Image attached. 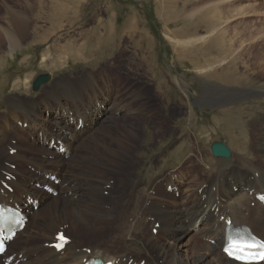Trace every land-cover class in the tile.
Masks as SVG:
<instances>
[{"label": "rangeland", "instance_id": "1", "mask_svg": "<svg viewBox=\"0 0 264 264\" xmlns=\"http://www.w3.org/2000/svg\"><path fill=\"white\" fill-rule=\"evenodd\" d=\"M24 1L0 0V143L4 147H8L7 142L12 143L11 146L21 145V149L9 148L12 156L20 153L28 159L40 161V153L46 150L39 140L38 132L34 134V138L28 137L25 132L32 125L28 126L29 122L23 120L25 115L28 116L24 113L28 108L31 110L35 106L34 110L40 116L37 118H41V121L44 118L57 121L54 118L60 117L61 111L56 113L53 109L52 115H49L45 109L55 107L58 100L66 104L71 99L77 100L80 97L86 104L94 106L106 101L107 106H113V112L99 116L101 124L99 126L95 123L93 128L97 125L96 133L103 144L123 152L124 156L120 160L122 167L132 172L128 178L132 190L127 195L133 197V202L138 201L146 193V187L165 172L177 174L181 178L182 168L187 177L184 181H191L193 189V192H187L190 185H185L184 195L191 194L196 199L202 192V188H198L205 187L202 185L204 181L212 179V183L216 180V183H220V176L217 174L223 167L225 180L230 186H239L238 189L231 187L234 193L242 185L250 194L251 199L247 203L255 205L253 192L261 191L264 194V46L252 48L250 60L244 58L242 63L244 67L249 65L250 73L255 72L257 76L261 73V78H252L249 82L238 80L237 77L244 79L245 76L242 77L241 71L236 74L233 71L235 67L230 66V62L244 48L264 39L263 0H41L42 7L38 4L29 7ZM255 3L259 8L255 14L252 11L240 18L232 17L234 21L220 18L222 10L247 9L250 4ZM215 10L216 15L212 17ZM62 11H65L64 14L59 15L69 14V18L62 20L58 17L53 20L52 15ZM259 13L260 18L257 17ZM13 15L15 20L23 19L20 21L27 27L23 35L12 20ZM219 20L223 24H219ZM224 27L226 33H219ZM3 28L9 30L10 37L2 34ZM212 30L216 32L213 34ZM96 36L112 37L106 42L104 54L89 48ZM144 37H149V41ZM90 52L93 55H87ZM43 57L46 60L42 63ZM206 57L215 62L205 69ZM222 70L225 71L222 73ZM46 74L50 75V80L35 92L34 81ZM63 88L76 92L66 100L68 95H62ZM251 89L257 93L256 96L251 95ZM76 95L78 98L74 99ZM12 101L24 106L22 110L12 113L9 104ZM66 115L70 118V114ZM15 116L20 117V122L15 120ZM256 120L262 123L255 126ZM32 122L37 128L35 119ZM53 125L56 127L55 131L69 132L60 123ZM80 127L81 125L78 130L83 129ZM120 129L133 133L130 137L129 133H123L129 141L125 143L126 146L117 145L112 138ZM230 136L236 137V140H232ZM215 142L224 143L231 150L230 159L236 161L233 167H230V159L213 156L211 145ZM181 147L183 151L179 152ZM0 153V162L4 163L2 152ZM79 154L87 155L85 152ZM99 156L97 154L93 157L98 160L101 159ZM52 160L53 157L50 156L49 161ZM65 160L70 164L69 160L72 159L67 156ZM75 160V165L83 163L81 156H77ZM206 162L213 165L211 172L213 171L214 177L212 174L209 175L211 177L208 176ZM6 164L11 170L20 169L27 180L31 173H36L35 166L26 160L9 161ZM44 167L54 165L45 162ZM57 167L63 170V167ZM70 169L72 170L71 165L67 170ZM231 169L237 170L232 173ZM195 170L197 171L194 173ZM47 176L46 180H49V175ZM110 176L118 177L114 173ZM36 180L31 184L32 187L36 186ZM51 182L56 186L62 183L59 179H52ZM5 188L13 192V188ZM165 189L163 187L159 190L164 192ZM168 192L173 194L171 189ZM51 196L57 198L59 194L52 192ZM179 196L180 193H177L176 198L180 199ZM166 201L171 202L169 199ZM46 202L40 207L34 206V210L37 213L43 211L48 205V201ZM30 204H33L32 201ZM127 213L132 215L136 212L130 209ZM115 227L103 223L96 226L90 235L83 233L82 236L87 241L94 240V244L99 242L101 246L109 245L118 253L144 252L145 234L137 232V238L132 237L127 241L119 236V227ZM201 227L205 228L206 225H199L198 228ZM28 231L35 232L38 229L29 227L24 236L28 235ZM43 231L42 228L38 233L42 235ZM63 231L68 236L66 230L60 232ZM196 234L197 230H189L183 243L194 236L198 238L196 240H199L200 247L208 242ZM159 243L168 248L169 245L173 246L165 236L159 238ZM179 251L187 260L198 256L191 246L181 247ZM215 252L223 253L221 246ZM153 256L158 259L157 253ZM4 260L5 256L0 257V264H4Z\"/></svg>", "mask_w": 264, "mask_h": 264}, {"label": "bare ground", "instance_id": "2", "mask_svg": "<svg viewBox=\"0 0 264 264\" xmlns=\"http://www.w3.org/2000/svg\"><path fill=\"white\" fill-rule=\"evenodd\" d=\"M227 1L231 2L234 0ZM24 2L29 7L36 6V4H38L39 7H42L41 0H25ZM257 6L258 4L255 3L250 4V7L247 9L239 8L240 10H237L236 8H228V11L223 12L222 10L220 12V18L222 19V17H224V20L227 19L228 21H234L232 20V17L240 18L245 14L252 13V11L253 14L257 13L259 10ZM64 12L65 11L57 12L52 15L53 20L58 19V17L62 18V20L64 18H69V14L59 15L64 14ZM215 12L216 10L213 12L214 14L212 17L216 15ZM218 14L219 11L217 12V15ZM259 15H261V13L257 14L258 18H260ZM14 18L15 16L13 15L12 20L15 22L16 27L19 28L21 35H23L27 28L24 26V22L22 23L20 21H23V19L17 18L15 20ZM222 20L217 22L223 24ZM130 21L131 19L129 22ZM131 24L132 22L130 25ZM7 28H3L2 34L6 37H10ZM214 32L216 31L212 30L211 33L214 34ZM220 32L226 33V27L222 28L219 33ZM257 33L259 34L260 32ZM148 38L144 37L147 42L149 41ZM109 39H112V37L103 38L96 36L94 39L95 42H92L89 48L100 54H104V47ZM263 41L264 39L257 44L252 43L250 47L247 46L244 48L243 52L230 62V66L235 67L233 71L236 74L241 71L243 74L242 77L245 76L244 79L241 77L240 79L236 76L238 80H246L249 82L252 78H261V73L258 74V76L255 72L250 73L249 65L244 67L242 63L244 58H248V61L250 60L251 55H249V53L252 48L256 49L260 46H264V43H262ZM87 55H93V53L90 52L87 53ZM45 60L46 57H43L41 62L43 63ZM214 62L215 61H212L209 57H206L204 68L206 69L214 65ZM204 68H202V70ZM223 71L225 70H222V73ZM62 91V95H68L66 100H69L70 95H74V92H76L69 90V88H63ZM251 95L256 96L257 93L255 94L254 90L251 89ZM76 98H78L77 95L74 96V99ZM71 100L72 101L66 104L62 103L61 100H58L55 107L45 109L48 111L47 113H49V115H52L51 113L53 112V109L56 113L61 111V116H56V118H54L57 121L48 118H44L43 121H41V118L39 120L37 117L40 116H37V113L34 110V105V107L31 106L33 109L30 110V108H26L27 110L24 111L25 114H28V116H24V122H29L28 126L32 123V125L29 126V129L25 131L27 132L28 137L30 136V138H34V134L38 132L39 140L43 142L44 147H46V150L40 153V156L42 157L40 161L35 160V158L28 159L20 153L12 156L9 148L10 150H13L14 148L21 149V145L11 146L12 143H8L7 140L8 147H4V144L0 143V151L2 152L4 161V163L0 162V205H4L5 208L10 207L11 209L22 213L26 220V227L24 230L17 232L16 237L9 241L8 252L4 254V262L6 264H87L88 261L94 258H99L106 263L112 264H141L142 262H144V264H241L230 260L224 252L221 254L215 252V249L219 246H221L222 250L224 248L227 221H231L234 227H241L243 225L248 226L258 238L264 241V194L261 191H254L252 195L256 199L254 201L255 205H249V203H247L250 198L249 192H247V190L241 185L238 192L234 193V190L231 189V187L234 186L238 189L239 186H230L228 181L225 180L226 173H224L225 171L222 169L223 167L220 168L221 170H219V173L217 174L220 176V183H216L217 180L215 183H212L214 181L212 179L204 181V184L202 185H205V187L203 186V188L201 186L198 188H202V192L200 193V196L196 195L199 196L196 199H193L191 194H187V196L184 195V191H186L184 190L185 185H190L187 192L191 193L193 192V189L191 188V181L189 183L184 181L187 177L184 175L185 169L182 168V173H180L181 178H179L177 174L165 172V174H162L146 187V193L140 196L138 201L133 202V197L127 195L132 190L128 184V178L131 177L132 172L125 170L126 168L122 167L123 165L120 160L122 159L123 152L114 149L110 145L103 144V140L99 138L96 133V128H98L97 125L100 126L101 124V122L99 124V116L105 113L108 114L109 111L113 112V106H107L106 101L101 105L95 106L91 103L86 104L84 99L80 97L77 100ZM9 104L11 105L12 113H14L15 110L21 111L24 107L18 105L15 101L10 102ZM35 113L36 115H34ZM66 113L70 114V118ZM19 118L20 117L17 116L15 120L20 122ZM31 119H35V122L38 124L37 128H35ZM260 122V120H256L255 126L262 123ZM59 123L69 132L63 130L55 131L56 127L53 124ZM75 123L76 125H74ZM95 123L97 125L93 128ZM79 125L83 127L82 130H78ZM17 126H19V124ZM10 128L15 131V128H12L11 126ZM124 130H118L115 136L112 137L114 142L119 146L125 145V143L127 144V142H129L128 139L125 138V133L127 135L129 133V137L133 136V133L130 130ZM230 137L232 140H236V137ZM239 137L241 139V136ZM242 142V146H244L245 139L242 140ZM178 151L182 152L183 147ZM81 152H85L87 155L82 156L79 154ZM97 154H100L99 158L101 157V159L97 160L96 157H93ZM178 154L179 153H177V155ZM50 156L53 157L52 161H49ZM67 156H70L72 159L69 160L70 164L65 160ZM77 156H81L83 163L78 162L77 165L74 164ZM20 160H26L35 166L36 173H31L32 178L30 177L29 180H27L26 176L21 173L20 169L11 170L6 164V162L9 161L20 162ZM234 160L235 159L233 158L230 159V167H233L234 164H236V161ZM45 162L54 165V167H44ZM70 165L72 170L70 169V171H68L67 169ZM57 166L63 167V170ZM207 169L209 170L208 176L212 174L214 177V173H212L213 171L211 172L213 165L207 163ZM54 170L58 172L55 173ZM196 171L197 170L193 172L195 173ZM231 171L232 173L235 172L233 169H231ZM113 173L118 175V177H111L110 175ZM40 175H43V177ZM47 175H49V180H46L48 177ZM52 179L61 180V185L56 186L51 182ZM34 180H36V186L32 187L31 184ZM6 186L13 188V192L7 190L5 188ZM163 187H166L164 192L159 190ZM168 189H171L173 194L169 193ZM52 192H57L59 196L53 198V196H51ZM67 192H70V194H66ZM132 193L134 194V190ZM177 193H180V199L176 198ZM65 194L67 196H65ZM183 198L184 200L182 201ZM166 199H169L171 202L166 201ZM31 201L33 204H30ZM46 201H48V205L43 211L41 210V212L39 211L37 213L34 210V206L40 207L43 203H47ZM252 201L253 200H251V202ZM130 209H133L136 213L128 215L127 212ZM103 223H108V225L112 227L118 226V231L121 233L119 236L126 240L136 237L137 235L135 236V233L137 232L145 234L146 241L144 243V252H138L136 254L129 252V254L118 253L109 245L104 246L102 244L103 246H101L98 244L99 242H95L97 244H94V240L87 241L83 238V233L91 234L96 226L102 225ZM203 224L206 225L205 228H198L199 225L201 226ZM29 227L30 229H38V231L43 228V234H39L38 231H28V235L24 236V233ZM115 229L117 230L116 227ZM62 230L67 231L71 241L66 244L63 250L57 251L53 247V244L56 243L54 235H57ZM189 230H197L196 235L201 239H207L208 242L200 247L199 240H196L197 237L194 236L192 239H189V241L183 243V239ZM0 236L4 238L3 234H0ZM163 236L169 238V241L172 242L171 244H173V246L169 245L168 248L164 245H160L159 238ZM94 238L96 237L94 236ZM211 242H214V244ZM187 246H191L192 250L198 254V256L192 258V260L184 259L179 249ZM154 253H157L158 259L153 256ZM214 254L215 257L213 256ZM132 258L135 260L131 261ZM263 263L264 262L261 264Z\"/></svg>", "mask_w": 264, "mask_h": 264}, {"label": "water", "instance_id": "3", "mask_svg": "<svg viewBox=\"0 0 264 264\" xmlns=\"http://www.w3.org/2000/svg\"><path fill=\"white\" fill-rule=\"evenodd\" d=\"M50 80V75H40L33 83V90L39 91L41 86L46 84ZM211 151L214 157L229 159L231 158V150L221 142H215L211 145Z\"/></svg>", "mask_w": 264, "mask_h": 264}, {"label": "snow or ice", "instance_id": "4", "mask_svg": "<svg viewBox=\"0 0 264 264\" xmlns=\"http://www.w3.org/2000/svg\"><path fill=\"white\" fill-rule=\"evenodd\" d=\"M237 258H239V257H237Z\"/></svg>", "mask_w": 264, "mask_h": 264}]
</instances>
